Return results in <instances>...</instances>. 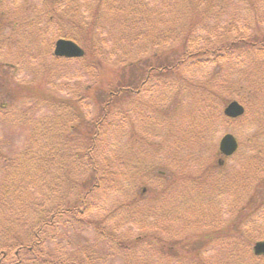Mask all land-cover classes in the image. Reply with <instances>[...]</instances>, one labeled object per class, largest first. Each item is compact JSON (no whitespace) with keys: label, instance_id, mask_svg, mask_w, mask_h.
Masks as SVG:
<instances>
[{"label":"rangeland","instance_id":"1","mask_svg":"<svg viewBox=\"0 0 264 264\" xmlns=\"http://www.w3.org/2000/svg\"><path fill=\"white\" fill-rule=\"evenodd\" d=\"M172 1L59 0L61 19L54 16V21L48 23L45 8L49 1L0 0V223L8 209L19 210L18 213L26 217L33 215L36 205L49 196L48 181L67 180L58 162V150L50 152L49 160H38L43 146L57 147L62 131L69 128L74 133H79L76 130L83 133L89 127L86 123L99 118L103 103H98L101 101L97 99L102 100L107 95L102 90L103 84L112 81L114 75L130 63L132 75H139L141 70L146 74L135 84V88L140 89L136 97L131 99L127 95V100H120L117 105L130 108L126 121H121V115L111 116L116 126L111 128L114 136L103 138L99 143L98 165L109 162L120 174L124 168L116 159L121 153L137 157L131 146L122 147L121 135L130 127L134 134L137 129L143 132L151 139L153 147L144 145L146 159L141 157L143 159L137 163L134 183L126 179L120 190L109 184L91 195V218L108 217L111 222L107 224L117 225V233L133 236L143 225L141 212L135 205L125 209V204L132 200L137 202L135 191L140 192L142 187L159 190L167 180L173 179L181 184L173 186L164 201L173 200L181 214L196 218L194 223L186 218H173L170 227L173 231L188 228L184 240L192 246L203 244L207 249L205 256L215 264H262L243 249L264 239V54L242 42L232 47L228 45L264 28V2L259 3L262 6L256 17L253 12L257 8L251 10L247 0ZM189 7L193 9L192 20L200 18L201 23L184 35L186 23H183ZM37 33L39 40L34 43L33 34ZM66 34L84 46L86 52L81 57L67 60L54 57L55 40ZM164 34L166 37L162 40ZM183 35L188 38V45H192L190 51L216 45L215 52L189 57L175 71L158 68L162 64L160 58H166L172 49H177ZM92 38L94 48L90 44ZM173 51L170 61L177 56ZM9 77L20 82L19 85L43 88L52 96L70 100L81 110L83 118L74 119L62 129L68 107L37 95L13 97L7 91ZM232 99L245 107V114L237 120L225 118L222 112ZM140 116L144 120H140ZM225 133L236 136L239 149L225 160L220 171L207 178L202 197L197 194L198 188L191 189L193 193L188 195L186 191L193 183H186L190 179L186 181V176L182 175L199 173L202 176L200 169L217 161L218 142ZM41 139L45 140L44 145L37 143ZM114 147L118 151L114 152ZM31 150L37 160L29 158ZM260 155L263 158L258 163ZM6 158H9L8 164H4ZM23 165L32 172H24L20 177L25 174L36 178L35 185L28 178L16 177V167ZM130 168L132 166L126 178L131 176ZM164 172L167 176L159 177ZM70 177L74 181L83 179V170L77 172L71 168ZM210 177L217 184L210 183ZM19 181L29 184H19ZM17 182L19 195L10 191L17 187ZM40 183L43 184L39 187ZM216 188L220 189V196ZM75 192H68L69 199H73ZM61 194L56 189L52 198L57 200ZM151 199L140 201L150 205ZM25 205L31 206L30 212L23 211ZM159 220L163 225L168 223L163 214ZM230 225L246 231V241L250 243L244 238L226 236L223 229ZM57 227L58 235L63 239L72 236L78 240H73L75 244L83 245V249L87 237L96 250L105 247L103 241H95L92 230L72 233L70 226L57 224ZM58 235L48 243L54 252L60 239ZM71 244L64 241L63 248L77 255V248ZM120 254L107 255L102 251L103 258L97 259L98 264H122L124 258ZM148 255L151 257L150 253Z\"/></svg>","mask_w":264,"mask_h":264},{"label":"trees","instance_id":"2","mask_svg":"<svg viewBox=\"0 0 264 264\" xmlns=\"http://www.w3.org/2000/svg\"><path fill=\"white\" fill-rule=\"evenodd\" d=\"M42 1H49L48 6L45 8L48 23H52L54 21V16H56L57 19H61L62 15L59 14V0ZM185 1L186 0H183V2ZM262 1L264 2V0H247L248 7L251 10L257 8V10L253 12L256 17L260 14L258 8L262 6V4H259ZM172 2L176 1L173 0ZM210 2L212 3V0ZM186 14L187 20L183 23H186V31L184 35L190 34L193 27L198 22L201 23L200 18L196 19V21L192 20L193 9L191 7L187 9ZM200 15L201 14H198V16ZM56 24L57 23L53 25ZM146 32H148V30ZM33 35L34 37L32 38V42H38L39 33ZM184 35V38L182 37V40L178 44V48L171 50H174L173 52L177 54L176 59L170 61L172 60L170 51L166 58H160L159 62L162 64L158 65V68H162L164 71H175L177 67L189 57H199L204 54L215 52L214 48L216 45L213 48H196L193 51L191 50V52L189 48H191L192 45H188V38ZM63 37L73 39V37H69V34L63 35ZM164 37H166V34L162 36V40ZM241 42L247 44L249 48H256L257 51L264 54V28L260 29L258 32H254L240 39L231 41L228 47L238 45ZM90 44L93 45V48L95 47L93 38L90 41ZM129 64L124 66L125 70L120 69L122 71H120L118 75L115 74V78L112 79V81H108L105 78V81H108V84H103L104 86L102 87V90H105L107 95L102 100L101 98L97 99V101H101L98 103H103L99 118L95 117L92 121L86 123L89 127H87L83 133H81L82 130H76V132H79L78 134L74 133L73 131H70L69 128L62 131L60 135L61 140L57 147L49 148L43 146L42 153L39 155L38 160L40 162L49 160L50 152L58 150V162L64 171L63 175L67 180L54 178L53 180L48 181L46 189L50 190L49 196L43 198L41 202L36 205V210H34L33 215H29V217H26L25 214H19V210L13 211L12 209H8L7 216L3 219L2 223H0V264H98L97 259L103 258L102 251L107 255L121 253L120 257L123 256L124 258L121 259L122 264H215L211 261V258L205 256L207 249L203 244L192 246L187 243V240H184V232L188 228L183 229L180 232H175L170 228L172 225L171 222H173V218L175 217H177L178 220L180 218H186V221H192L193 223L196 219L193 218V216L190 217L188 215L186 217V214H181L180 208L177 207L175 209L173 200H170V203H166L164 201V197L168 193H171V188H173V186H179L181 182H173V179H171L169 181L167 180L163 188L161 187L159 190H143L144 187H142L140 192L135 191V197L138 201L133 202L132 200L131 202H127L125 204V209L128 207H134L135 205L136 209L141 212L140 222L143 225L133 236L125 235L127 237L126 238L123 233H117V225L110 226L107 224V221L111 222V219H108V217L93 219L90 216V213H92L90 200L91 195L94 194L96 190L105 188L109 184L114 185L115 189L119 188L118 190H120L122 183H124L126 179H129L130 183H134L133 174L136 173V165L140 159H146L147 150L145 147L152 146V142H150L151 139L146 137L143 132H140L137 129V132L134 134L130 127V130L127 131L125 135H121V137L124 138L122 139L124 144L122 147L125 149L128 146H131L135 150L137 157L134 159L131 154L121 153V155L116 159L118 164L124 168L120 174L118 173V170L115 167L113 168L109 162H102L98 165L97 154L99 150V143L103 138L108 139L109 136H114L111 134V128L114 129L116 126L115 124H112L113 120L110 119L111 116L115 117L121 115V121H126V113L130 110V108L118 107L117 105H119L120 100L125 102L127 100V95L131 99L136 97L135 94L138 93V90L140 89L135 88V84L139 82V79L144 78L146 74L145 70H141L139 75H132V65L129 66ZM153 68L154 67H150V69ZM257 72L259 71L257 70ZM147 74H149V71ZM111 77L112 76H110V79ZM239 80L241 81L240 77ZM6 84L7 91H10V95L13 97H20L21 95L24 98H30L32 95H37L43 99L47 98V101H55L57 104H62L68 107V113L65 115L62 129L66 126L68 127V123L74 119L81 120V118H83L82 112L80 113L81 110L77 106H74V104H71L70 100L54 95L52 96L51 92L48 90L43 88L35 89L33 87H29L28 85H19L21 83L13 81L12 77H9ZM140 85L142 86L143 84ZM4 86L6 91V85ZM225 102L226 101H224V103ZM71 114L75 115L74 117L76 118H73ZM139 119L144 120V117L140 116ZM119 129L123 128L119 127ZM185 139L186 138H183V140ZM180 142L181 141L179 140V143ZM37 143L39 145H44L45 140H38ZM26 150L27 148L24 151ZM116 151H118V149L114 147V152ZM1 156L2 155L0 154V157ZM29 158L37 160L33 150L29 152ZM262 158L263 157L260 155L258 163L261 162ZM8 160L9 158H6L7 162H4V164H8ZM131 166V176L126 178L128 168ZM26 167L28 166H17L15 175L16 177H19V179L28 178L33 185H35L36 178L31 179L25 174L22 178L20 177V175L24 172H32L28 169L25 170ZM204 167V169H200L202 176L199 175V173L195 176H188L187 173L182 175L183 177L186 176V181L190 179L186 183H193L191 188L186 191L187 193L189 192L188 195H192L193 192H190L191 189L198 188L197 194L202 197L203 192H201V190L206 185L207 178L212 175L214 171L219 169L215 162L207 164ZM71 168L77 172L83 170L84 178L81 180L79 179L80 182L78 184L76 182L79 180L74 181L73 178L70 177ZM150 171L154 172L153 168H150ZM166 176V172L159 175L161 178ZM213 181L215 180L210 177L209 182L214 183ZM20 183L26 185L29 184L28 181H19V184ZM42 184L43 183H40L39 187L42 186ZM15 186L17 187H12L10 191L19 195L21 190L19 189L18 182L15 183ZM56 189L59 190V193H62L57 200L52 198ZM70 190L76 191L73 199H69L68 192ZM219 191V188L215 189L217 195L220 196ZM3 194H6V192L3 191ZM147 197H152L151 200L153 202L150 205H146L144 204L145 202L140 201ZM30 207L28 208L25 205L23 211L30 212ZM13 209H15V207H13ZM241 210H244L243 206ZM131 213L133 214V212ZM161 214H163L165 219L168 220L166 225H163L159 220L161 218ZM132 218L133 217H130L129 219ZM57 224L70 226L72 228V233L77 231H82L84 233L92 230V232L96 235L95 237L97 240L95 239V241H103L105 247H102L101 249L99 248L100 250H96V247H94L87 237L83 249V245L79 247L75 244L74 241L78 240L75 238L72 239V236L63 239L61 234L58 235L59 227H57ZM235 228L236 227L230 225L229 227L223 229V231H225L226 236H232L233 239L244 238L246 241V231L244 232V230L239 229V227H237L236 230ZM55 235H58L57 237L60 238L56 242L55 250L57 253L52 251V247L48 245V243L53 240ZM64 241H70L73 243L71 245L77 248L76 251L78 254L76 255L75 253L67 252V250L63 248ZM246 242L249 244L250 240L249 243L248 241ZM243 250L250 253L252 258H258V260L264 264V257L254 256L249 245L248 248L245 247ZM148 253L151 254V257Z\"/></svg>","mask_w":264,"mask_h":264},{"label":"water","instance_id":"3","mask_svg":"<svg viewBox=\"0 0 264 264\" xmlns=\"http://www.w3.org/2000/svg\"><path fill=\"white\" fill-rule=\"evenodd\" d=\"M54 54L63 57H81L84 51L75 42L61 38L55 42ZM223 113L228 117L236 118L244 113V107L233 100L224 107ZM237 146V141L231 133H226L219 141V151L226 156L234 153ZM252 249L255 255H264V240L257 241Z\"/></svg>","mask_w":264,"mask_h":264}]
</instances>
